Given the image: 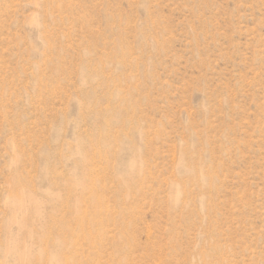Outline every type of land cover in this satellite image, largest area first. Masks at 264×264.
<instances>
[{"label":"rangeland","instance_id":"1","mask_svg":"<svg viewBox=\"0 0 264 264\" xmlns=\"http://www.w3.org/2000/svg\"><path fill=\"white\" fill-rule=\"evenodd\" d=\"M65 256L264 264V0H0V264Z\"/></svg>","mask_w":264,"mask_h":264},{"label":"bare ground","instance_id":"2","mask_svg":"<svg viewBox=\"0 0 264 264\" xmlns=\"http://www.w3.org/2000/svg\"><path fill=\"white\" fill-rule=\"evenodd\" d=\"M67 184H68V183H66L65 185H66V186L70 185V184H68V185H67ZM59 185H60V184H59ZM63 185H64V184H63ZM61 186H62V185H61ZM70 186H71V185H70ZM60 188H61V187H60ZM68 188H69V187H68ZM68 188H67V189H68ZM70 188H71V187H70ZM64 190H66V189L64 188ZM68 190H69V189H68ZM68 190H66V191H68ZM66 191H65V192H66ZM63 194H64V192H63ZM66 194H67V193H66ZM66 194H65V195H66ZM65 195H64V196H65ZM66 196H67V195H66ZM57 197H58V195H57ZM59 197H60V196H59ZM62 197H63V196H62ZM60 198H61V197H60ZM63 198H64V197H63ZM66 198H67V197H66ZM53 200H54V199H53ZM64 200H65V199H64ZM64 200H63V201H64ZM66 200L69 201L68 198H67ZM61 201H62V200H61ZM55 202H56V203H55V208H56V209L60 208V206H61L63 203H67V201H65V202H63L61 205H59L58 201L55 200ZM60 203H61V202H60ZM68 203H69V202H68ZM69 204H70V203H69ZM69 204H67V207H68V208H70V207H69V206H70ZM61 208H62V207H61ZM63 208H64V206H63ZM71 208H72V207H71ZM71 208H70V209H71ZM70 209H68V211H69ZM62 210H63V209H62ZM59 211H60V210H59ZM64 211L66 212V208H65ZM68 211H67V212H68ZM59 213H60V212H59ZM71 213H72V209H71V212H70L69 214H71ZM57 214H58V213H57ZM60 214H61V213H60ZM62 214H63V213H62ZM67 214H68V213H67ZM69 214H68V215H69ZM55 215H56V213L54 214V216H55ZM58 216H59V215H58ZM65 216H66V215H65ZM52 217H53V216H52ZM52 217H50V219H51ZM60 217H61V215H60ZM63 217H64V216H63ZM68 217H69V216H67V218H68ZM58 218H59V217H58ZM58 218H57V216H56V219H58ZM50 219H48V220H50ZM54 219H55V218H53L52 220H54ZM56 219H55V220H56ZM60 219H62V218H60ZM55 220H54V221H55ZM67 220H68V219H67ZM71 220H72V218H71ZM59 221H60V220L58 219V222H59ZM61 221H63V219H62ZM64 221H65V218H64ZM51 222H52V221H51ZM51 222L49 221L50 224H52ZM55 222H57V221H55ZM55 222H53V224H54ZM58 222H57V223H58ZM69 222H70V221H69ZM49 223H48V224H49ZM65 223H66V222H65ZM69 224H71V222H70ZM56 225H57V224H56ZM56 225H55V226H56ZM59 225H61V223H60ZM67 225H68V224H67ZM67 225H66V226H67ZM46 226H47V225H46ZM48 226H49V225H48ZM66 226H65V227H66ZM68 226H69V225H68ZM70 226H71V225H70ZM47 228H48V227H47ZM58 228H59V226H58ZM58 228H57V229H58ZM60 228H62V227H60ZM48 229H49V228H48ZM55 229H56V228H55ZM55 229L52 228V231H53V230L55 231ZM57 229H56V230H57ZM63 229H65V228H63ZM63 229H62V230H63ZM58 230H59V229H58ZM65 230H66V229H65ZM65 230H64L63 232H65ZM50 231H51V230H50ZM52 231H51V232H52ZM68 231H69V230H68ZM70 231H71V229H70ZM70 231H69V232H70ZM51 232H50V233H51ZM69 232H68V233H69ZM47 233H49V232H47ZM52 233H54V232H52ZM56 233H57V231H56ZM68 233H67V235H68ZM64 235H65V234H64ZM67 235H65V236H67ZM55 236H56V235H55ZM65 236H63V237H65ZM57 237H58V236H57ZM69 237H70V236H69ZM60 238H61V237H60ZM65 239H66V237L64 238V240H65ZM68 239H69V238H68ZM62 240H63V238H62ZM60 241H61V240H60ZM66 241H67V239H66ZM68 241H69V240H68ZM68 241H67V242H68ZM61 242H62V241H61ZM67 242H66V243H67ZM69 242H71V241H69ZM66 243H65V241H64V243H63L65 247L67 246ZM61 244H62V243H61ZM63 244H62V245H63ZM65 244H66V245H65ZM69 244H70V243H69ZM68 246H69V245H68ZM70 246H71V245H70ZM61 249H62V248H61ZM66 249H67V248H65V250H66ZM68 249L70 250V248H68ZM61 252H62V251H61ZM64 252H65V251H64ZM64 252H63V253H64ZM65 253H66V252H65ZM67 253L69 254L70 252H67ZM68 254H66V256H67ZM18 256H19V255H18ZM66 256H65V257H66ZM20 257H21V256H20ZM20 257H19V258H20ZM68 257H69V256H68ZM68 257H66V259H65V263H64V264H70V260H69ZM23 259H24V258H23ZM24 260L27 261L26 259H24ZM59 261H60V260H59ZM60 262H61V261H60ZM25 263H26V262H25ZM29 263H30V262H29ZM30 264H31V263H30Z\"/></svg>","mask_w":264,"mask_h":264}]
</instances>
